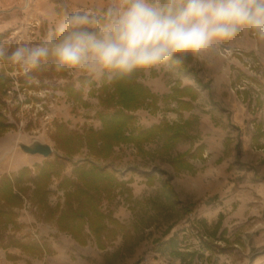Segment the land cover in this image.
<instances>
[{
	"label": "rangeland",
	"instance_id": "1",
	"mask_svg": "<svg viewBox=\"0 0 264 264\" xmlns=\"http://www.w3.org/2000/svg\"><path fill=\"white\" fill-rule=\"evenodd\" d=\"M23 9L25 8L22 2L7 8L3 6L0 7V28H11L13 31L14 29L12 27H15L19 24L20 20L23 19ZM91 15L101 17L103 20L107 21V18L103 16L104 11H101L98 15ZM95 26L98 27L97 25ZM5 32L8 33V31ZM237 39L244 41L250 46L249 49L251 50L245 53L244 49L248 48L240 45L235 47H224L225 45L223 44L218 49L205 54L202 59L189 60L186 62L187 65H192L190 67L193 71L196 72L195 68H197V71H199L204 78L203 84L205 85V89H208L209 93L208 99L210 102L206 101V105L209 106V109L213 106L216 107V103H214L212 99L213 97L216 96L217 98V96L220 95L218 98H222L226 95L227 91L224 90L223 83L218 80L215 81V79L223 76V71H225L224 69L227 68V64L229 63L227 59L239 58L243 62V59H245V64H247L243 75L239 76L240 79L232 84L231 88L228 87V92L236 94L237 99L244 104L253 118L251 121L249 120L248 122L242 123L240 131L237 130L236 127L230 125H228V130H225V149L220 159L216 161L217 165H215L222 167L225 186L234 180L238 169L244 171L251 169L252 165L249 163L238 165L240 159L246 157V155L264 153V107L262 106V101L264 102V42L256 40L254 36L247 32L240 34ZM251 51L255 53L257 58L252 57L251 60L248 59ZM1 66H3V64H1ZM6 67H8L7 64ZM41 72L44 75L46 74V71ZM80 72L82 71L66 72L64 80L63 78L50 81L47 80L43 83L44 87L42 88H47L48 92H42L41 96L42 99L46 100V103L30 108L24 106L20 110V104L17 103L25 100L22 98L24 94L20 91L17 74L15 72H6L9 77L11 75L14 77L13 79L16 83L13 81L11 82L10 93H6V91L0 93L1 100L4 103L1 105V109L5 113L8 122L13 126L7 128L3 133H0V141L8 137L12 139L10 147L14 156V164L10 167L0 169V174L6 171H12L14 168L25 164L33 167L34 163L45 158L41 154L24 152L20 149L18 143L29 144L34 140L48 143L53 149L51 157L53 156L55 147L51 139V131L54 122L59 118L57 116H52L54 111H51L49 107H47L50 106L49 100H52L53 104L56 103V105H60V103H64L66 106H71V103L74 101L69 99V103H67V101L63 100L64 96H61L60 92L56 91V93H54L51 89L57 90V87L61 88L68 78L73 75L76 76ZM166 79L168 80L169 78ZM168 82L166 84H168ZM85 87L87 88L88 85H85ZM19 92H21V95ZM27 95L36 97L37 94L31 91L27 93ZM63 95L65 94L63 93ZM20 97L22 100L19 99ZM257 99L261 100V105L259 106L256 104ZM219 102L221 103V101ZM219 102L217 104L221 105ZM160 105L162 106L161 111H156L154 113L148 111L149 114H146L144 119L141 117L143 123L150 124L153 119H157L160 122L166 121L168 123L170 122L169 124H174V122L182 120V116H174L170 113H165L168 115V118L164 117L162 111L166 109V106H164L163 103ZM201 105H204V103ZM73 108L70 111L71 118L65 121L70 128L82 131L86 127L92 126L90 125V121L77 118L80 113ZM220 110V115L222 117H228V107L221 106ZM73 117H75V119H73ZM82 117L87 116L82 115ZM217 119L220 120L218 117ZM193 120L195 121L196 118ZM137 123L140 125V119H137ZM188 127L189 126L183 128L185 133ZM257 131H260L262 134L257 139L253 140L252 135ZM247 138H251L252 143L248 142V145H245L247 143ZM186 145L187 144H180L179 148L182 150L186 148ZM189 149H191V147L186 148L182 152H178V149H173L171 147L169 150L165 151L162 146L159 145V140H153L145 143L142 150L138 151V148L134 144L128 143L124 144L123 148L115 147V153L113 152L114 154L109 158L97 161V163L105 165L108 169L114 170L119 179L126 181V183L130 181L135 182L138 187H142L139 198L132 197L130 194L131 188L126 184L129 192L124 189H117L111 200L103 201L102 207L106 211L111 213L119 210L125 211L126 216L118 217L116 216L117 214L114 215L113 213L112 215L127 226L125 236L122 237V235H118L104 249H99L92 239H88L84 245H78L79 243L70 235L59 232L56 226L39 221L35 216L33 209L35 208L34 205H31L28 200L25 201L24 206L27 207L25 209L29 213L30 218L35 219V222L26 220V225L21 223L15 228H11V230H13V235L19 238H32L34 233L38 235V239L32 238V240H27L39 242L41 247L45 250V253H42L33 260L34 264H140L141 256L138 255V258L135 257V250H139V248L143 246L147 250L156 247V242H158L160 237L158 235L165 233L176 219L183 218L185 214L188 215L191 210V205L194 202H200L206 196L203 195V193H198L205 187L207 181L212 179L201 177V182H199L197 186L193 184L194 180L200 176L199 170H201L199 161L194 158L201 155L189 158H193L191 162L197 164V168L193 171H191L192 166L189 169H176L169 162L171 158ZM175 152L178 153L173 155ZM85 157L86 150L83 149L77 153L73 159L83 160ZM228 158L231 160L229 164H227ZM261 161L264 162V157ZM70 167L71 164L67 162V169L69 170ZM171 167L173 169H171ZM167 179L172 185L174 195L167 192L162 186ZM215 179L216 178L213 179V183H215ZM55 184L56 179L53 180V187H55ZM176 189L180 192V195H178ZM59 199L62 200L60 191L52 193L49 196L50 204H54ZM192 199L194 200L192 201ZM245 202L247 203V210L245 211L247 214L250 213L248 217L249 220H253L254 222L264 220V207L257 206L255 208L256 205L254 204L259 205V203L252 200H247ZM109 205L112 206L110 207ZM221 217L223 218L222 214ZM221 221L222 219L217 229H214L217 221L209 230H207V228L202 230V226H199V228L193 226L192 230L194 232H189L192 233V235L186 238L184 237L185 239H181L178 243V247H185L188 246V244H193L195 245L192 247L194 250L198 253H203V257H194L193 264H219L217 261L219 257H226L232 264H250L264 257V235L262 234L257 236L258 239H252L246 243L239 238L229 239L222 236L229 242L241 240L244 243L243 246L234 243V250L227 253L210 252L203 247L201 248V239L214 241L221 246L225 245L226 242L223 240L224 238H219V236H217ZM49 224L51 226H48ZM41 228L46 229L47 235L42 234L44 230L39 232ZM124 239L128 246L134 245L131 251H127L126 249L120 250ZM152 244L155 245L151 246ZM207 255H209L208 258H206ZM224 264L228 263L224 261ZM254 264H257V262Z\"/></svg>",
	"mask_w": 264,
	"mask_h": 264
},
{
	"label": "crops",
	"instance_id": "2",
	"mask_svg": "<svg viewBox=\"0 0 264 264\" xmlns=\"http://www.w3.org/2000/svg\"><path fill=\"white\" fill-rule=\"evenodd\" d=\"M20 2L23 3V7L25 8L23 9V19H21L19 24H17L15 27H12L14 29L13 31L11 28H0V43H4L9 47V49L14 48L19 43H39L46 33L52 30L53 26L58 23L66 14L82 12L89 15H98L110 5L120 2V0H0V7L3 6L7 8ZM34 20L39 21V25L36 27L31 26V23ZM104 22L107 21L102 19V23ZM91 27L96 28L95 25ZM5 31H8V33ZM224 45V47H235L240 45L248 48L244 49L245 53H247L248 50H251L249 49V45L237 38L231 42L225 43ZM250 53L251 54L248 57L249 60H251L252 57L257 58L254 52L251 51ZM227 60L229 63L227 64V68L224 69L225 71H223V76L217 77L215 79V81L218 80L219 82L223 83L222 85H224V90L227 91L226 95L222 98H218L220 95L217 96V98L216 96L213 97L212 99L214 103H216V107L213 106L210 109L209 106L206 105V101L210 102L208 99V89H205V85L203 86L204 78L199 73V71H197V68H195V72L193 70H179L178 65L173 67H162L158 70H153L150 73L143 72L137 78L138 81L148 86L150 91L158 96V101L157 106L145 104L133 112L136 116V125L148 127L152 124L159 123V120L153 119L150 124H145L143 123V120H141V117L144 119L146 114H149L148 111L152 113L161 111L162 106L160 104L162 103L164 106H166V109L162 111L164 117L168 118V115L165 113H170L174 116H182V120L179 122L176 121L174 124H180L183 120L189 118L190 124L186 130L185 137H182L176 141L172 148H176L178 149V152H182L188 147L194 149L196 146L202 145L201 154L199 153L201 156L194 158L199 161V166L201 167V170H199L200 176L194 180L193 184L197 186V184L201 182L202 178L212 179L207 181L205 187H203V189L198 193H203V195H206L204 199L200 202H194L191 205V210L188 215L185 214L183 218L178 220L176 219L165 233L158 235L160 237L158 242H156V247L147 250L143 246L142 248H139V250H135V257L138 255L141 256L140 264H185V261H181L179 258L173 257L170 251L173 249L183 252L194 250L192 247L195 245L193 244H188V246L185 247H178V243L184 237L186 238L187 236L192 235V233L189 232H194L192 230L193 226L198 228L199 226H202V230H204V228L209 230V228L212 227L217 221L218 215L220 213L222 214L223 218L221 221V226L217 231V236H219L221 231L225 229L223 236L229 239L239 238L244 243H246L252 239H258L257 236L261 234L264 235V220L256 222L249 220L248 217L250 216V213L247 214L245 211L247 210V203L245 202L247 200L258 202L259 205L254 204L256 205L255 208L257 206L264 207V162L261 161L264 157V153L246 155V157L240 159L238 165L249 163L252 165L251 169L245 171L238 169L234 180L226 186L223 181L222 167L215 166L217 165L216 161L220 159L223 154V150L225 149V130H228V125L234 126L240 131L242 123L248 122L249 120L251 121L253 118L249 111L245 108L244 104L237 99L236 94L228 92V87L231 88L232 84L240 79L239 76H242L243 72H245L247 65L245 64L246 61L243 59V62L239 58ZM6 64L8 67H6ZM190 66L192 65H187L188 68H191ZM1 67L5 69L6 72H15L17 74L20 84V91H22L24 94L22 98L25 100L20 102L16 101L18 102L17 104H20L19 110L24 106L30 108L42 103H46V100L42 99L41 97L42 92H48L47 88H42L44 87L43 83L47 80H57L59 78H63L64 80L66 77L65 75L60 76L56 72L52 73L50 72V69L42 70L46 71V74L44 75L42 72H39V76H37L32 74L25 75L22 70L10 63H4ZM166 78L169 79L167 80ZM176 81L180 82V86L187 84L192 85L198 91L196 99L192 100L191 102L192 107L188 110L180 111L177 109L176 101L163 99V96H166L171 91L168 88H170V86ZM68 82L72 83L75 89H82V100L72 102L71 106H66L64 103L56 105V103L53 104L52 100H49L50 106L47 107H49L51 111H54L52 116H57L59 118L58 121L65 122L67 119L71 118L70 111L74 107L73 109L80 113L77 118L90 121V125L93 127H100V121L96 117V111L101 108L97 96V88L101 84V80L94 79L87 73L80 72L76 76L73 75L72 77L68 78L66 83ZM167 82L168 84H166ZM65 84H63L61 88L57 87V90L51 89V91L54 93H56V91L60 92L61 96H64L63 100L69 103V98L67 97V94L63 88ZM85 85H88V87L86 88ZM89 90H91V94L88 93ZM31 91L37 94L36 97H30V95H27V93ZM63 93L65 95H63ZM19 94L21 95V92H19ZM19 99L22 100L21 97ZM183 99L188 100V97H183ZM219 101H221V103ZM218 102L221 105H218ZM202 103H204V105H201ZM221 106L228 107V117H222L220 115ZM262 106L264 107L263 101ZM82 115L87 117H82ZM217 117L220 118V120L217 119ZM194 118H196L195 121L193 120ZM73 119H75V117H73ZM137 119H140V125L137 123ZM163 139L164 135L162 134L156 136L151 141L159 140V145L161 146ZM246 140L247 143L245 145H248V142H251V138H247ZM145 143H143L142 146L138 148V151L142 150V147ZM180 144H187L186 148L181 150L179 148ZM123 145L124 144H121L119 147H116L123 148ZM178 152H175L173 155ZM192 159L193 158L189 159V162L192 166L191 171L197 168V164L195 162H191ZM229 161L231 160L228 158L227 164H229ZM19 167L14 168L12 171L17 170ZM171 169L173 168L171 167ZM70 170L71 167L68 170L66 165L64 172L69 174ZM214 178H216L215 183H213ZM126 184L131 188L130 194L132 197L139 198L142 192V187H138L136 183L132 181L127 182ZM53 186L54 185L52 181L51 187L55 189L56 184L55 187ZM176 191L178 192V195H180V192L177 189ZM193 200L194 199H192V201ZM109 206L111 207L112 205ZM25 208L27 207L23 206L18 210V224L23 223L26 225V220L35 222V219L30 218L29 213ZM112 213L114 215L117 214L116 216L118 217L126 216L124 210H119L116 212L114 211ZM50 224L55 226L53 223ZM50 224L48 226H51ZM42 230H44L42 234L47 235L46 229L41 228L39 232H42ZM10 233L13 234V230H10ZM12 239L18 242L32 240V238H19L17 236H13ZM154 245L155 244H152L151 246ZM42 253H45L43 248L41 253L32 254L23 250L22 247L15 243L1 245L0 264H34L33 260ZM193 260L194 258L190 259L187 264H193ZM217 261L219 264H224V261L228 264H232V262L228 261L226 257H219L217 258ZM256 262L257 264H264V257L254 261V263Z\"/></svg>",
	"mask_w": 264,
	"mask_h": 264
},
{
	"label": "trees",
	"instance_id": "3",
	"mask_svg": "<svg viewBox=\"0 0 264 264\" xmlns=\"http://www.w3.org/2000/svg\"><path fill=\"white\" fill-rule=\"evenodd\" d=\"M178 69L193 70L184 63L178 65ZM50 72L54 73L52 70ZM65 74L58 73L60 76ZM32 75L39 76V73ZM139 75L141 73H134L119 82L101 80L97 88L101 108L96 111L100 127L88 126L78 131L70 128L66 122L56 120L51 131L55 147L52 157L49 155L43 158L34 163L33 167L23 165L17 170L0 174V246L15 243L32 254L42 252L39 242H18L12 239L14 235L10 233L11 228L18 225V210L27 200L34 205L35 216L39 221L53 223L59 232L70 235L81 245L92 239L99 249H104L118 235L125 236L127 226L111 212L106 211L102 203L104 200H111L117 189L128 192L129 189L126 181L119 179L114 170L97 161L109 158L116 146L132 143L140 148L143 143L162 134L164 139L161 146L167 151L176 141L185 137L183 128L190 124L187 118L180 124L163 121L148 127L136 125V116L133 112L145 104L157 106L158 101V96L137 80ZM11 82V77L0 67V93H4ZM63 88L69 99L82 100L81 88L75 89L70 82ZM170 90L163 99L176 101L177 109L180 111L190 109L192 100L198 95V91L192 85L180 86L179 81L172 84ZM88 93L91 94V90ZM183 97H188V100H184ZM3 104L0 97V133L13 126L1 109ZM256 104L261 105V100L257 99ZM261 134L257 131L252 135V139H257ZM83 149L86 150V157L83 160H74V155ZM201 149L202 145H198L171 158L169 162L176 169H189L191 168L189 158L201 154ZM67 162L71 164L69 174L64 172ZM53 179L57 180L55 189L51 187ZM162 186L174 195L168 179ZM58 191L61 192L62 200L50 204L49 196ZM221 219L220 214L214 229L219 227ZM224 233L225 229L221 231L219 238H224L222 237ZM223 240L226 243L221 246L214 241L201 239V248L210 252L227 253L234 250V243L244 245L241 240L233 242L225 238ZM133 246H128L124 239L120 250L131 251ZM170 252L173 257L185 261V264L195 256L203 257V253L196 250L183 252L173 249ZM208 257L209 255L206 256Z\"/></svg>",
	"mask_w": 264,
	"mask_h": 264
},
{
	"label": "clouds",
	"instance_id": "4",
	"mask_svg": "<svg viewBox=\"0 0 264 264\" xmlns=\"http://www.w3.org/2000/svg\"><path fill=\"white\" fill-rule=\"evenodd\" d=\"M104 16L66 14L39 43H0V64L119 82L202 59L244 32L264 42V0H120Z\"/></svg>",
	"mask_w": 264,
	"mask_h": 264
},
{
	"label": "water",
	"instance_id": "5",
	"mask_svg": "<svg viewBox=\"0 0 264 264\" xmlns=\"http://www.w3.org/2000/svg\"><path fill=\"white\" fill-rule=\"evenodd\" d=\"M21 150L30 154H41L43 157H48L52 153V147L45 142L34 140L29 144L18 143Z\"/></svg>",
	"mask_w": 264,
	"mask_h": 264
},
{
	"label": "bare ground",
	"instance_id": "6",
	"mask_svg": "<svg viewBox=\"0 0 264 264\" xmlns=\"http://www.w3.org/2000/svg\"><path fill=\"white\" fill-rule=\"evenodd\" d=\"M11 138L0 141V169L10 167L14 163V156L11 150Z\"/></svg>",
	"mask_w": 264,
	"mask_h": 264
},
{
	"label": "built area",
	"instance_id": "7",
	"mask_svg": "<svg viewBox=\"0 0 264 264\" xmlns=\"http://www.w3.org/2000/svg\"><path fill=\"white\" fill-rule=\"evenodd\" d=\"M37 25H39V21L38 20H34L32 23H31V26L32 27H36ZM226 51V50H225ZM0 67H1V64H0ZM23 72V71H22ZM11 75V74H10ZM11 78H12V81L14 82V83H16V81L13 79L14 77L11 75L10 76ZM13 83V84H14ZM11 92V87H9L7 90H6V93H10ZM33 239L35 238V239H38V235L37 234H33V237H32Z\"/></svg>",
	"mask_w": 264,
	"mask_h": 264
}]
</instances>
